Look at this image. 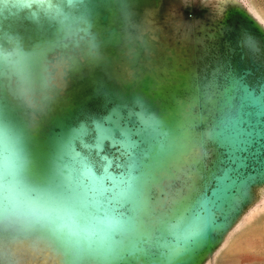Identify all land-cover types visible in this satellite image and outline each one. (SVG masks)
<instances>
[{
    "label": "water",
    "instance_id": "95a60500",
    "mask_svg": "<svg viewBox=\"0 0 264 264\" xmlns=\"http://www.w3.org/2000/svg\"><path fill=\"white\" fill-rule=\"evenodd\" d=\"M210 2L0 0V264H205L264 195V23Z\"/></svg>",
    "mask_w": 264,
    "mask_h": 264
},
{
    "label": "rangeland",
    "instance_id": "374dc122",
    "mask_svg": "<svg viewBox=\"0 0 264 264\" xmlns=\"http://www.w3.org/2000/svg\"><path fill=\"white\" fill-rule=\"evenodd\" d=\"M221 1L211 0L209 7L214 9ZM240 1L254 9L264 23V0ZM205 264H264V195L244 213L240 223Z\"/></svg>",
    "mask_w": 264,
    "mask_h": 264
},
{
    "label": "snow or ice",
    "instance_id": "6c2138e0",
    "mask_svg": "<svg viewBox=\"0 0 264 264\" xmlns=\"http://www.w3.org/2000/svg\"><path fill=\"white\" fill-rule=\"evenodd\" d=\"M249 11H250V12H252L253 14H255V11H254V9H252V8H249ZM252 98H256V97H252ZM261 114H264V113H261ZM247 134H248V136H251V135H252V133H251V132H248Z\"/></svg>",
    "mask_w": 264,
    "mask_h": 264
},
{
    "label": "clouds",
    "instance_id": "9594fccd",
    "mask_svg": "<svg viewBox=\"0 0 264 264\" xmlns=\"http://www.w3.org/2000/svg\"><path fill=\"white\" fill-rule=\"evenodd\" d=\"M23 6L27 7L28 6V0H22Z\"/></svg>",
    "mask_w": 264,
    "mask_h": 264
},
{
    "label": "flooded vegetation",
    "instance_id": "af4514ba",
    "mask_svg": "<svg viewBox=\"0 0 264 264\" xmlns=\"http://www.w3.org/2000/svg\"><path fill=\"white\" fill-rule=\"evenodd\" d=\"M263 52H264V49H263Z\"/></svg>",
    "mask_w": 264,
    "mask_h": 264
}]
</instances>
